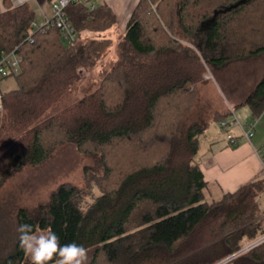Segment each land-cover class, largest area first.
I'll return each mask as SVG.
<instances>
[{
    "label": "trees",
    "instance_id": "obj_1",
    "mask_svg": "<svg viewBox=\"0 0 264 264\" xmlns=\"http://www.w3.org/2000/svg\"><path fill=\"white\" fill-rule=\"evenodd\" d=\"M92 1L66 7L72 44L57 27L34 28L30 3L0 11V54L21 58L0 78L17 81L0 89V188L73 144L98 158L99 174L87 166V189L61 183L37 208L20 209L18 225L82 244L89 264H217L264 233V180L211 191L200 141L234 112L205 99L201 85L210 67L264 54V0H139L111 61L106 34L117 16ZM246 104L264 112V76ZM18 236L0 223V264H25ZM237 257L224 264H264V243Z\"/></svg>",
    "mask_w": 264,
    "mask_h": 264
},
{
    "label": "rangeland",
    "instance_id": "obj_2",
    "mask_svg": "<svg viewBox=\"0 0 264 264\" xmlns=\"http://www.w3.org/2000/svg\"><path fill=\"white\" fill-rule=\"evenodd\" d=\"M121 29L123 28H121L120 24L115 25L113 28L114 34H120L123 31ZM114 54L115 51L112 49L111 57L108 61L113 59ZM263 73L264 56L238 61L224 68L212 67L211 78H204L205 83L201 85V93L205 99L210 100L211 103L214 102L215 107H220L226 102L227 96L238 94L241 97L249 89L255 88L262 79ZM91 75L88 74L85 77L86 82L89 83L88 80L92 78ZM260 75L262 76L260 77ZM86 84L80 88L85 87ZM16 86L17 81L14 75L0 83L1 91H6ZM75 98L76 96L73 100ZM245 108L244 104L236 107L240 117H243ZM0 112L2 111L0 110ZM87 166L95 174H99L101 171V165L97 157L81 153L75 145L70 143L59 146L44 163L26 166L0 188L1 225L6 227L10 234H17L20 209L33 210L37 208L38 205L46 202L51 192L63 182H72L87 189L88 183L85 173ZM214 194L217 195V191H214ZM259 202L261 208L264 209V191L259 196ZM88 255L90 263L92 251L88 252ZM29 262L30 258L27 256L25 264H29Z\"/></svg>",
    "mask_w": 264,
    "mask_h": 264
},
{
    "label": "crops",
    "instance_id": "obj_3",
    "mask_svg": "<svg viewBox=\"0 0 264 264\" xmlns=\"http://www.w3.org/2000/svg\"><path fill=\"white\" fill-rule=\"evenodd\" d=\"M53 1L55 0H0V11L5 10L9 5H20L27 2L35 9L37 22H43L53 12ZM138 2L139 0L92 1L93 4L106 3L115 12L117 16L116 25L120 24L123 31ZM113 28L106 34L107 39L111 41V45L108 47L107 55L103 59L110 60L112 49L114 50L115 43L120 35L118 33L114 34ZM262 56L264 54L257 57ZM115 57L116 54L113 58ZM210 70L212 71V68L208 69L209 73H211ZM254 89H249L241 97L236 93V95L227 96L222 108L233 111L243 123L251 120L254 116L246 101ZM240 104H244L246 107L243 110V117H240L236 110V107ZM258 117L252 139L248 140L242 137L236 146L229 144L218 123L212 124L202 136L198 162L205 179L211 184V191H217V195L223 192H234L242 185L254 180H264V112ZM235 132L240 133L238 128H235Z\"/></svg>",
    "mask_w": 264,
    "mask_h": 264
},
{
    "label": "built area",
    "instance_id": "obj_4",
    "mask_svg": "<svg viewBox=\"0 0 264 264\" xmlns=\"http://www.w3.org/2000/svg\"><path fill=\"white\" fill-rule=\"evenodd\" d=\"M70 0H55L52 3L53 12L50 17L46 18L44 22H34L33 27L36 29H41L43 27H57L62 32L63 40L72 44L76 41L78 37V31L68 18L66 14V7L68 6ZM21 58L18 56L15 50L10 53H2L0 54V78L10 74L12 71L18 70L20 66ZM204 78L209 79L211 75L209 72L204 74ZM2 94L0 92V110L2 109ZM259 117L254 116L251 120L243 123L236 114L232 115L227 119H222L219 121V126L222 131L225 133L226 138L232 146L238 145L240 138H246L251 140L255 134L256 124ZM235 128H238L240 133L235 132ZM264 243V233L260 235L258 238L249 242L242 249L237 251L235 254L239 256L250 249ZM231 255L222 260L217 264H224L229 260L233 259Z\"/></svg>",
    "mask_w": 264,
    "mask_h": 264
},
{
    "label": "clouds",
    "instance_id": "obj_5",
    "mask_svg": "<svg viewBox=\"0 0 264 264\" xmlns=\"http://www.w3.org/2000/svg\"><path fill=\"white\" fill-rule=\"evenodd\" d=\"M19 246L30 258L31 264H89L88 249L75 241L62 244L51 229H40L22 223L17 227ZM238 258L235 253L230 254Z\"/></svg>",
    "mask_w": 264,
    "mask_h": 264
},
{
    "label": "water",
    "instance_id": "obj_6",
    "mask_svg": "<svg viewBox=\"0 0 264 264\" xmlns=\"http://www.w3.org/2000/svg\"><path fill=\"white\" fill-rule=\"evenodd\" d=\"M245 1L246 0H240L238 3L234 4L233 6H236V5H238V4L242 3V2H245Z\"/></svg>",
    "mask_w": 264,
    "mask_h": 264
}]
</instances>
